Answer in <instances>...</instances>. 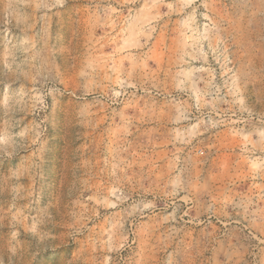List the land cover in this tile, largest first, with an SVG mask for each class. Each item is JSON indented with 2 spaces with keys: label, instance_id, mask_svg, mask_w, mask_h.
Here are the masks:
<instances>
[{
  "label": "rangeland",
  "instance_id": "1",
  "mask_svg": "<svg viewBox=\"0 0 264 264\" xmlns=\"http://www.w3.org/2000/svg\"><path fill=\"white\" fill-rule=\"evenodd\" d=\"M0 264H264V0H0Z\"/></svg>",
  "mask_w": 264,
  "mask_h": 264
}]
</instances>
